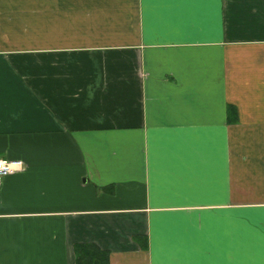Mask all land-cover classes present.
Here are the masks:
<instances>
[{
  "label": "crops",
  "instance_id": "0c3cea01",
  "mask_svg": "<svg viewBox=\"0 0 264 264\" xmlns=\"http://www.w3.org/2000/svg\"><path fill=\"white\" fill-rule=\"evenodd\" d=\"M0 264H264V0H0Z\"/></svg>",
  "mask_w": 264,
  "mask_h": 264
},
{
  "label": "trees",
  "instance_id": "16d2710c",
  "mask_svg": "<svg viewBox=\"0 0 264 264\" xmlns=\"http://www.w3.org/2000/svg\"><path fill=\"white\" fill-rule=\"evenodd\" d=\"M75 264H109V252L94 243L74 244Z\"/></svg>",
  "mask_w": 264,
  "mask_h": 264
},
{
  "label": "built area",
  "instance_id": "2783aa9c",
  "mask_svg": "<svg viewBox=\"0 0 264 264\" xmlns=\"http://www.w3.org/2000/svg\"><path fill=\"white\" fill-rule=\"evenodd\" d=\"M23 167L24 163L21 159L0 156V182L4 176L15 173Z\"/></svg>",
  "mask_w": 264,
  "mask_h": 264
}]
</instances>
